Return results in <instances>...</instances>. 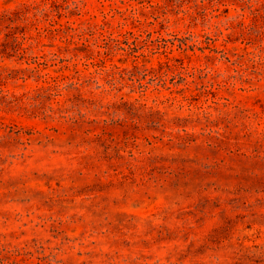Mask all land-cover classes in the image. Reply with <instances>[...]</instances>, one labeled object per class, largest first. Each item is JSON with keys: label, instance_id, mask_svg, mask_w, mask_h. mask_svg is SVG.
Instances as JSON below:
<instances>
[{"label": "rangeland", "instance_id": "rangeland-1", "mask_svg": "<svg viewBox=\"0 0 264 264\" xmlns=\"http://www.w3.org/2000/svg\"><path fill=\"white\" fill-rule=\"evenodd\" d=\"M0 264H264V0H0Z\"/></svg>", "mask_w": 264, "mask_h": 264}, {"label": "trees", "instance_id": "trees-1", "mask_svg": "<svg viewBox=\"0 0 264 264\" xmlns=\"http://www.w3.org/2000/svg\"><path fill=\"white\" fill-rule=\"evenodd\" d=\"M150 6L152 7L153 5L150 4ZM194 19H195V17H191L190 20H189V22L193 21ZM101 28H103V27H101ZM50 78H53V77L50 76Z\"/></svg>", "mask_w": 264, "mask_h": 264}]
</instances>
